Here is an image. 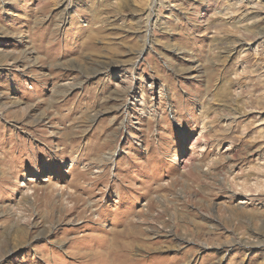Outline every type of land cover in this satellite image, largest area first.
Listing matches in <instances>:
<instances>
[{
    "label": "rangeland",
    "instance_id": "rangeland-1",
    "mask_svg": "<svg viewBox=\"0 0 264 264\" xmlns=\"http://www.w3.org/2000/svg\"><path fill=\"white\" fill-rule=\"evenodd\" d=\"M0 264H264V0H0Z\"/></svg>",
    "mask_w": 264,
    "mask_h": 264
},
{
    "label": "bare ground",
    "instance_id": "bare-ground-1",
    "mask_svg": "<svg viewBox=\"0 0 264 264\" xmlns=\"http://www.w3.org/2000/svg\"><path fill=\"white\" fill-rule=\"evenodd\" d=\"M63 6H64V5H63ZM147 11H148V10H147ZM146 44H147V41L145 40V41H144V44H143V46H142V49L144 48V45L146 46ZM229 47H230V46H229ZM229 47H228V45H224V48L227 49V51H228V48H229ZM141 51H142V50H141ZM141 51H140V52H141ZM95 68H96V67H95ZM88 73H89V72H88ZM90 74H91V73H90Z\"/></svg>",
    "mask_w": 264,
    "mask_h": 264
}]
</instances>
